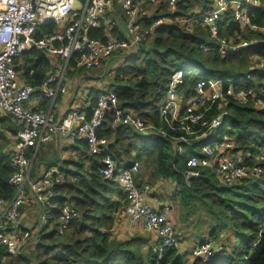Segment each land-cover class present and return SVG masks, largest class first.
Returning <instances> with one entry per match:
<instances>
[{
  "label": "built area",
  "instance_id": "1",
  "mask_svg": "<svg viewBox=\"0 0 264 264\" xmlns=\"http://www.w3.org/2000/svg\"><path fill=\"white\" fill-rule=\"evenodd\" d=\"M122 9L124 38L112 35L114 20L107 18V12L114 11L113 0H0V115H9L19 126L10 136L12 172L8 183L14 187L11 198L0 197V254L16 257L33 243L37 230L51 224L49 211L54 202L55 187L65 179L64 171L58 164H40L31 175L32 161L39 144L53 138L67 145L76 140H84L89 152L101 155L97 171L114 181L120 188L118 212L126 216L130 225L142 226L159 239L157 254L162 249L177 245L175 227L166 214L168 207H153L147 201L149 186H137L135 174L140 168L137 159L115 158L106 151L108 138L97 134V129L108 111H113L112 126L123 124L140 135H156L174 141L178 153L183 144L191 140L199 142L198 153L185 158L187 169L185 178H196L204 167H213L216 178L229 184L241 178H251L264 173V148L259 147L252 163L251 153L235 145L226 125L222 131V109L229 101L240 104L250 103L264 109V98L259 92L241 85L244 78L211 77L198 78L187 96L183 93V70L175 69L165 86L157 115L159 123L146 119L131 109H120L117 95L108 80L99 79L97 92L82 104L69 106L60 115L52 111L54 100L67 92L66 73L70 69H98L100 75L115 76L116 67L124 63V56L136 50L140 42L148 40L159 24L178 23L190 30L194 24L206 26L210 35L217 39L220 56L235 51L254 41L218 36V21L227 9H232L231 20L241 27L259 29L249 21L247 5L259 0H215L211 8L203 14H174L176 0H116ZM161 3H165L169 14H160ZM151 23L145 18L153 16ZM18 17V18H17ZM53 23L51 32L38 34L41 24ZM103 27V37H92L90 29ZM40 50L50 60V68L44 79L37 85L30 84L21 70V54L30 49ZM118 53V54H116ZM259 70H264V55L259 62ZM33 68L28 70L31 75ZM87 91V93H86ZM94 98V105L88 115L85 107ZM49 101L46 109L41 105ZM219 109L216 115H209L212 106ZM252 163V164H249ZM75 180V176L70 177ZM38 205V219L21 221L24 207ZM77 209L67 200L59 208L56 230L59 234L69 231ZM214 249L212 240L207 238L189 250L191 257L210 259Z\"/></svg>",
  "mask_w": 264,
  "mask_h": 264
},
{
  "label": "trees",
  "instance_id": "2",
  "mask_svg": "<svg viewBox=\"0 0 264 264\" xmlns=\"http://www.w3.org/2000/svg\"><path fill=\"white\" fill-rule=\"evenodd\" d=\"M113 1L114 11L107 12L106 16L115 22L112 35L124 38L125 16L117 1ZM214 1L176 0L174 14H203ZM159 12L169 14L165 3H161ZM231 12L228 8L218 21V36L254 43L239 47L224 57L217 50L216 37L210 35L206 26L194 24L190 30L181 28L178 23L155 26L152 36L140 42L134 52L126 54L124 63L115 68V76L108 77L109 86L117 95L118 108L131 109L159 123V103L171 73L178 68L183 70L184 96L198 78L241 77L244 78L241 85L256 89L264 98V70L257 69L252 60L253 56L261 59L264 55V32L241 27L231 20ZM247 14L252 24L264 26V0L248 4ZM153 18L154 15L147 17L145 22L151 23ZM103 27L90 29V36L103 37ZM53 28V23L41 24L38 34L51 32ZM21 62L23 76L30 84L37 85L44 79L49 60L40 50L24 51ZM30 68L33 72L28 75ZM76 69L80 75L86 70L74 68V72ZM95 94L96 88L90 87L89 96ZM93 105L94 98H91L90 105L85 107L88 115ZM215 106L209 115L217 114L219 109ZM222 109L226 114L218 130L230 126L229 133L235 145L249 150V159L258 163L254 156L259 147L264 148V109L234 101H229ZM113 117V111H108L97 129L98 135L108 138L106 151L115 158L137 159L140 167L150 168L147 175L150 179L175 181L169 199L177 210V227L183 221L199 217L201 210L210 216L207 235L217 233L221 241L215 243L208 237L212 240L213 256L210 259L193 256V264H264V173L223 184L216 178L213 167H204L198 177L186 179L184 157L198 153L197 140L184 143L182 152L178 153L170 138L140 135L123 124L112 126ZM18 128L9 115L0 116V197L4 198L14 194V187L8 183L12 172L10 155L4 152L11 140L4 129L16 132ZM56 141L53 138L39 144L31 168V175L40 164H58L64 171L65 179L55 187L56 206L49 211L51 224L37 230L32 236L35 238L33 245L20 255L13 257L2 249L0 264H183V253L178 245L163 248L159 257L156 249L159 239L152 240L148 231L136 232L127 239L112 236L110 224L119 207V200L112 196L122 197V193L114 181L97 171L101 155L89 152L86 142L80 139L72 145L77 148L80 144L78 157L61 158ZM261 164L264 166V160ZM139 170L135 182L142 186L145 179ZM71 176L76 179L71 180ZM65 200L77 209L78 216L72 220L67 233L59 234L55 225L60 205ZM177 227L175 232L180 238L183 230ZM191 238L199 243L207 239L201 230Z\"/></svg>",
  "mask_w": 264,
  "mask_h": 264
},
{
  "label": "crops",
  "instance_id": "3",
  "mask_svg": "<svg viewBox=\"0 0 264 264\" xmlns=\"http://www.w3.org/2000/svg\"><path fill=\"white\" fill-rule=\"evenodd\" d=\"M255 58H259V57H257V56L252 57V59H255ZM259 62H260V58H259ZM255 67H256V65H255ZM49 68H50V60H49V66H48L47 71L49 70ZM68 71L66 73L68 75V77L66 78L67 85H68L67 92L65 94H59L56 97V99L54 100V103L52 105V111L54 112V114L56 116H60L65 111V109H67V107L80 105V104H82V100H87V95H85L83 93V89L85 87H87L86 89L90 90V87L93 86L96 88V92H97V82L99 80L94 81L92 86H88V85L81 83V79L85 75H83V74L80 75L79 73L77 74L74 72L73 69H70ZM100 74H101V72H100ZM100 74L96 78L103 77ZM70 76H74V79H75V81H74L75 85L73 88L71 87L72 79L69 78ZM65 77H66V75H65ZM101 79L108 80V78H104V77ZM71 89H72V91H71ZM86 93H87V91H86ZM48 104H49V101H45L41 105V109H43V110L46 109ZM0 116H4V115H0ZM12 121L14 122L13 119H12ZM4 133L10 139V136L13 135L15 132H12L11 130L4 129ZM56 143L58 144V147H59V149H58L59 153L58 154L61 158L72 157V158L76 159V157H78V154L80 151L77 148H81L80 144H77L78 145V146H76L77 148H75V147L72 148L73 143L69 144V145H67V143H65L64 141H56ZM74 144H76V143H74ZM11 145H12L11 142L6 145V147L4 148L5 153H8L7 149H9V147ZM65 155H68V156H65ZM185 158H186V156L184 157V160H185ZM182 160H183V158H182ZM139 171L140 170H138V172L135 174V176L139 173ZM146 185H148L150 187L149 190L147 191V194H146L147 201L153 207L158 208V209H163V205H166L168 207V209L165 212H166L167 216L169 217L170 216L169 212L173 209V204H171L172 202H171V199H169V195L173 191L175 181H173L171 179L157 178L154 186H151V184H149L147 181H144L142 186H139V185H137V186L144 187ZM160 194H162V197ZM119 218H122V223H120L121 224L120 225L121 230H123V231L128 230V233H129V235H127L128 238H129V236L134 235L136 232L147 231L142 226H139V225L133 226V225L128 224V222L126 220V216L120 215V213L118 211H116L115 217L113 218L112 222H115V220H118ZM27 219H29V218L25 214H23L21 221L24 222ZM149 233L151 234L152 240L157 239L156 235H154L152 232H149ZM197 243H199V242L195 241L191 237L190 238L187 237L183 233V243H180L182 245V249H180V250L183 253V255H186V253L189 252L190 248H192ZM193 262H194V259H193V257L190 256L189 259L184 264H193Z\"/></svg>",
  "mask_w": 264,
  "mask_h": 264
},
{
  "label": "rangeland",
  "instance_id": "4",
  "mask_svg": "<svg viewBox=\"0 0 264 264\" xmlns=\"http://www.w3.org/2000/svg\"><path fill=\"white\" fill-rule=\"evenodd\" d=\"M252 60H253V64L256 65V68L259 69V59L255 58V59H252ZM100 72H101L100 70L95 69V68L84 70V75L85 76L82 77L81 83L85 84V85H88V86H92L94 81H97V80H99V79H101L103 77L104 78H108L106 73L104 75H101L103 77L96 78L100 74ZM75 73H77V74L79 73L77 69L75 70ZM67 77H68V75L66 74V78ZM69 78L72 79L71 87L73 88L74 85H75L74 76H70ZM208 78H211V77H208ZM71 91H72V89H71ZM10 142L11 141H9V143ZM65 156H68V155H65ZM140 169H141V173L144 174L145 181H147L149 184H151V186H154L155 183H156V179L155 178H151L150 179V178L147 177V175L150 172V168L144 167L142 165V167ZM145 176H146V178H145ZM160 195L162 197V194H160ZM116 198H119V197H117L116 195H113L112 199H116ZM169 198H170V196H169ZM171 202H173V201H171ZM171 204H174V203H171ZM23 211H24V214L32 222H34V221H36L38 219V216H39V214H38V211H39L38 205L31 204V205L25 206ZM176 214H177V210L174 209V208L169 212V215H170L169 219L174 224L175 229H176L177 225L179 224L178 221H175ZM114 217H115V215H114ZM209 218H210V216L208 214H206L204 211L201 210L199 212V217L195 216L193 221H183L182 225H180L177 228L178 229H182L184 235H186L189 238L191 236H193L194 233H197V231L201 230V232L203 233L204 237H207V238L211 237L212 240H214V242L216 243V241H221L220 239L217 238V233H213L212 235H207L208 231L206 232V230L208 228L207 224H208ZM120 223H122V218H119L118 220H115V222H112L110 224V230L109 231L112 234V236H114V237H116L118 239H127L128 238L127 235H129L128 230L127 231L121 230V228H120L121 224ZM204 232H205V234H204ZM183 233H181V234H183ZM224 234H226V232H224ZM33 240L35 241V238H33ZM180 243H183V236H180V238L178 239V242H177V245H178L179 249H182V245ZM30 245H33V243L30 244ZM29 248L30 247H28V249ZM28 249L26 248V249H24V251H27ZM190 256L191 255L189 254V252H187L186 255H183V264L189 259Z\"/></svg>",
  "mask_w": 264,
  "mask_h": 264
},
{
  "label": "water",
  "instance_id": "5",
  "mask_svg": "<svg viewBox=\"0 0 264 264\" xmlns=\"http://www.w3.org/2000/svg\"><path fill=\"white\" fill-rule=\"evenodd\" d=\"M200 257H202V254H200Z\"/></svg>",
  "mask_w": 264,
  "mask_h": 264
},
{
  "label": "clouds",
  "instance_id": "6",
  "mask_svg": "<svg viewBox=\"0 0 264 264\" xmlns=\"http://www.w3.org/2000/svg\"><path fill=\"white\" fill-rule=\"evenodd\" d=\"M18 18V17H17Z\"/></svg>",
  "mask_w": 264,
  "mask_h": 264
}]
</instances>
